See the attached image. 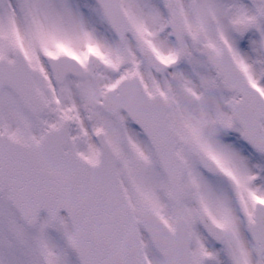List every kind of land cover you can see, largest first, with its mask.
<instances>
[{"label": "snow or ice", "instance_id": "snow-or-ice-1", "mask_svg": "<svg viewBox=\"0 0 264 264\" xmlns=\"http://www.w3.org/2000/svg\"><path fill=\"white\" fill-rule=\"evenodd\" d=\"M0 264H264V0H0Z\"/></svg>", "mask_w": 264, "mask_h": 264}]
</instances>
